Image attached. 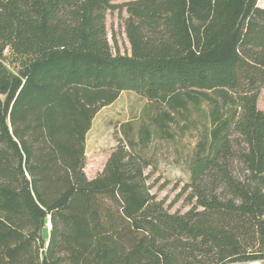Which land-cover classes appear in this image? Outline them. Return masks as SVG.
<instances>
[{"label": "trees", "instance_id": "16d2710c", "mask_svg": "<svg viewBox=\"0 0 264 264\" xmlns=\"http://www.w3.org/2000/svg\"><path fill=\"white\" fill-rule=\"evenodd\" d=\"M259 0H0V264H264ZM127 11L130 53L107 12ZM123 91L165 109L122 125L104 169L86 137ZM200 129L186 212L152 192L155 131Z\"/></svg>", "mask_w": 264, "mask_h": 264}, {"label": "rangeland", "instance_id": "374dc122", "mask_svg": "<svg viewBox=\"0 0 264 264\" xmlns=\"http://www.w3.org/2000/svg\"><path fill=\"white\" fill-rule=\"evenodd\" d=\"M113 1L123 3L128 0ZM258 4L264 7V0H259ZM127 16L125 9L107 12L108 39L114 53L118 51L130 53V43L124 24ZM258 107L264 111V88L259 95ZM163 109H165L163 106L151 103L134 91H123L113 104L102 108L94 118L86 137L87 176L93 178L102 172L118 139L123 137L122 125L129 122L136 128L140 123H151V118ZM182 124L176 122L170 125L171 134L166 137L160 136L155 131L152 141L145 150V154L152 161V166L146 170L150 174L149 183L152 185V192L170 207L171 212L181 213L191 207L187 186L188 162L201 129V127L192 130L181 129ZM259 263L252 261L247 264Z\"/></svg>", "mask_w": 264, "mask_h": 264}]
</instances>
